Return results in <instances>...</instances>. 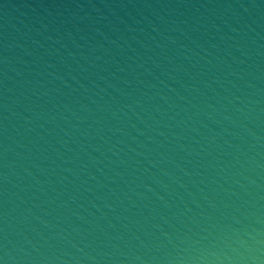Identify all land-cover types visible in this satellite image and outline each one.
<instances>
[{
	"label": "water",
	"instance_id": "1",
	"mask_svg": "<svg viewBox=\"0 0 264 264\" xmlns=\"http://www.w3.org/2000/svg\"><path fill=\"white\" fill-rule=\"evenodd\" d=\"M0 264H264V0H0Z\"/></svg>",
	"mask_w": 264,
	"mask_h": 264
}]
</instances>
